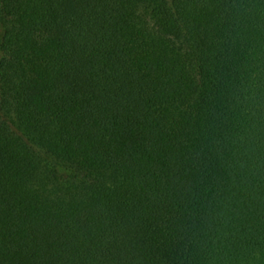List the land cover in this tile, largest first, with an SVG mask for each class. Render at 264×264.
I'll return each mask as SVG.
<instances>
[{
	"label": "trees",
	"instance_id": "trees-1",
	"mask_svg": "<svg viewBox=\"0 0 264 264\" xmlns=\"http://www.w3.org/2000/svg\"><path fill=\"white\" fill-rule=\"evenodd\" d=\"M0 264H264V0H0Z\"/></svg>",
	"mask_w": 264,
	"mask_h": 264
},
{
	"label": "rangeland",
	"instance_id": "rangeland-1",
	"mask_svg": "<svg viewBox=\"0 0 264 264\" xmlns=\"http://www.w3.org/2000/svg\"><path fill=\"white\" fill-rule=\"evenodd\" d=\"M128 135H129V134L126 132V134H125V138H126ZM230 169H231V171H233V170H234L232 166H231V168H230ZM254 182H255V181H254ZM254 182H253L252 184H255ZM181 184H185V182H182Z\"/></svg>",
	"mask_w": 264,
	"mask_h": 264
}]
</instances>
